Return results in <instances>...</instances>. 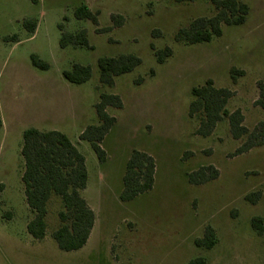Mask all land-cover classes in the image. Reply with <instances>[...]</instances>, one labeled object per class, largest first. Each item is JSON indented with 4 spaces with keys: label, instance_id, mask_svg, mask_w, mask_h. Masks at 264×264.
I'll use <instances>...</instances> for the list:
<instances>
[{
    "label": "rangeland",
    "instance_id": "1",
    "mask_svg": "<svg viewBox=\"0 0 264 264\" xmlns=\"http://www.w3.org/2000/svg\"><path fill=\"white\" fill-rule=\"evenodd\" d=\"M241 1L249 7L244 24L223 26L222 36L209 43L186 45L175 35L192 20L213 16L210 0H0V264H186L195 257L208 264H264V234L252 226L254 218L264 220V146L233 156L246 137L234 139L227 119L203 137L196 134L198 120L188 114L192 89L212 79L233 91L227 107L242 111L247 128L264 122V108L256 103L264 79V0ZM82 5L99 12L97 25L76 18ZM115 15L125 18L124 25L103 32L114 25ZM26 20L37 22L34 33ZM82 29L92 48H61L63 32ZM152 45L170 47L173 54L159 64ZM125 54L140 57L142 64L116 77L112 87L102 85L98 60ZM32 55L49 69L35 67ZM75 64L91 67L87 82L66 80L64 72ZM232 69L243 72L236 82ZM102 93L123 102L121 109H108L117 122L102 143L103 163L80 139L99 122ZM30 128L66 134L86 158L83 195L96 223L78 251L61 250L52 237L61 225L63 205L57 198L49 203L46 237L36 240L28 232L34 216L22 181L21 151ZM134 150L155 159V184L123 202V177ZM210 165L219 170L217 179L190 184L189 173ZM253 193H260L252 197L256 203L247 199ZM209 226L217 244L198 248L195 240Z\"/></svg>",
    "mask_w": 264,
    "mask_h": 264
},
{
    "label": "trees",
    "instance_id": "2",
    "mask_svg": "<svg viewBox=\"0 0 264 264\" xmlns=\"http://www.w3.org/2000/svg\"><path fill=\"white\" fill-rule=\"evenodd\" d=\"M177 3L193 2L194 0H173ZM215 8L211 17H199L190 22L187 27L178 30L175 41L186 45L209 43L221 37L223 26L242 25L246 22L249 7L241 0H210ZM78 20H89L98 24L99 12H93L87 5H82L75 11ZM115 27L125 23L122 15L112 17ZM24 26L29 33H34L37 22L26 20ZM63 30L62 26L60 27ZM102 33V32H99ZM155 33V32H154ZM159 34L160 32H156ZM61 48L69 46L92 48L87 38L86 30L78 33L63 32L60 39ZM159 64L172 56L173 50L167 47L158 50L152 45ZM32 63L39 69H49V64L42 61L37 55H32ZM142 64L140 57L133 54L119 55L117 57H103L98 60L100 82L102 85L112 87L115 78L132 72ZM151 71V75H154ZM243 72L232 69L234 82L237 75ZM92 76L90 66L75 64L73 69L64 72L67 81L73 84H83ZM143 78L136 83L141 84ZM259 99L257 104L264 108V79L258 82ZM234 93L228 88H219L212 79L206 84L192 89L193 100L189 107V117L198 120L196 134L208 137L212 135L218 124L228 120L230 131L234 139L246 137L245 142L235 151L233 156L246 153L253 148L264 146V122H260L250 130L244 125V115L240 109L230 112L228 103ZM123 102L116 94L102 93L96 105L99 118L98 124L91 125L81 134L80 139L91 144L100 162H105L107 153L102 147L105 137L116 124L117 119L108 113L109 108L121 109ZM3 120L0 116V130ZM22 156L25 169L22 181L25 186L27 204L33 213V219L28 223V232L36 240H42L47 235L49 203L57 198L61 201L63 209L59 212L61 225L52 233L59 248L66 252L82 249L90 239L96 223V214L90 206L83 192L88 184V170L86 158L79 151L70 138L57 130L43 131L30 128L23 133ZM156 162L148 153L134 150L126 165L123 177V191L120 199L129 202L138 196L151 191L155 184ZM220 172L214 166H203L199 170L189 173L188 179L192 185H201L215 180ZM260 193H253L247 199L256 203ZM252 226L259 235L264 234V220L256 217ZM198 248L212 249L217 244V236L212 227H207L205 236L195 240ZM186 264H208L203 257H195Z\"/></svg>",
    "mask_w": 264,
    "mask_h": 264
},
{
    "label": "crops",
    "instance_id": "3",
    "mask_svg": "<svg viewBox=\"0 0 264 264\" xmlns=\"http://www.w3.org/2000/svg\"><path fill=\"white\" fill-rule=\"evenodd\" d=\"M3 127H4V122H3ZM3 129V128H2ZM87 189V188H86ZM88 201V200H87ZM89 202V201H88ZM89 204H90V202H89ZM91 206V205H90Z\"/></svg>",
    "mask_w": 264,
    "mask_h": 264
}]
</instances>
